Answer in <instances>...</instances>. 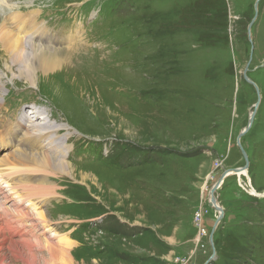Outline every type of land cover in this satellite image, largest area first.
<instances>
[{
	"label": "rangeland",
	"instance_id": "374dc122",
	"mask_svg": "<svg viewBox=\"0 0 264 264\" xmlns=\"http://www.w3.org/2000/svg\"><path fill=\"white\" fill-rule=\"evenodd\" d=\"M20 15L64 66L30 84L0 36V119L38 110L47 118L26 117L64 123L68 130L55 135L70 134L67 161L76 175L94 179L50 177L26 165L19 177L35 169L54 193L31 199L44 223L0 192L8 238L0 264H65L43 247L26 248L25 240L57 243V234L91 244L69 248L74 264H264V0H0V28L21 22ZM11 29L28 45V33ZM74 34L82 41L67 51L65 37ZM259 100L241 138L248 171L231 174L215 192L224 214L212 245L219 212L209 193L225 170L245 165L237 138ZM5 148L0 159L15 163L14 146ZM200 211L206 235L198 242ZM100 215L92 232L79 220ZM9 225L21 235L11 238Z\"/></svg>",
	"mask_w": 264,
	"mask_h": 264
},
{
	"label": "bare ground",
	"instance_id": "6f19581e",
	"mask_svg": "<svg viewBox=\"0 0 264 264\" xmlns=\"http://www.w3.org/2000/svg\"><path fill=\"white\" fill-rule=\"evenodd\" d=\"M16 17H20L21 22L12 23L9 25V28L6 27V29H4L2 25V28H0V36L3 38L5 50L9 52V55H12L10 58L14 61L19 62L20 65L25 66V69L23 68L24 70H21V77L23 76L28 83L36 85L41 77L47 78L52 74L57 73L59 70H62L65 58L57 56L55 52L51 53L52 51L45 52V48H43L42 46L43 36H40L39 38L36 37L37 26L34 25V22L32 21V23H29L27 17H21V15ZM17 25L20 26L18 29L16 28ZM11 28H13L15 32L21 29L25 33H28L26 35L25 43H28V45L36 44V46L32 48H26L28 45H25L24 43L23 45L25 46L22 47L20 45V42H22V38L20 36L13 35V32H10V30H12ZM30 34H34V39L29 38ZM65 38L68 42L67 51H70L75 44L82 41L81 36H76L75 34L68 35ZM24 48H26V50L30 49V51L33 53L32 58L29 56L31 53L24 51ZM24 55H26V58ZM67 57L69 56L67 55ZM33 113L37 115V118L39 117L40 119L47 118L48 116L44 111L40 112L36 110L30 112V114ZM30 114L26 115L30 116ZM26 115L17 118L15 121H10V119L3 121L0 119V151L5 150V147H8L10 144L11 146H14V149L10 152V154L7 153L6 155L9 154V158H12V160L15 162H10L8 158L0 159V192H9L11 194V197L19 203L18 209L20 211H23V207L25 206L27 207V209H31L34 211V218H36L38 221H43L44 223H46V216L43 214V212H40L38 210V205L31 199L34 198V195L36 193L38 194L39 198L43 197L44 195L51 196L54 193L55 186H50L51 184L44 185L42 181L47 175L42 174V177L38 179V177L36 176L40 175L41 173L36 172L35 169H33L34 172L31 171V177H19V174L22 172V170H26V165L40 166L42 168V172H46L50 177L58 173H69L74 177L80 175L83 180H86L90 177L94 179V177L88 172L84 171H81L79 175H76L77 167L67 161L68 152L71 149V146L69 145L70 143L68 144V138L70 134L67 133L66 138H61L59 132L58 135H55V131H60L63 128H66L68 130L67 126L64 123L62 125L54 122V124L56 123V125L50 127L53 122L50 124L46 123L47 121L49 122V120L46 119L47 121L45 122V124L47 125H43L42 123L41 125L40 123H37L38 121L36 122V119H33L32 117L27 118ZM56 139L58 140V143H56ZM47 153H52L55 157H51ZM242 173H245V170H243ZM32 178L33 180L38 179L36 181V188L31 183ZM26 202L28 204L25 205ZM4 211H6V209ZM1 212L2 209L0 207V236H3L0 239V251L2 249V245H5L8 242V238L5 235L3 228L1 227L4 224V219L1 218ZM15 214L13 216H15ZM21 216H27V212H21ZM10 222L12 223V221ZM7 230L9 231L11 238H14L17 235H21V230L19 229V227L14 228L9 225L7 226ZM57 236L59 237L56 239L57 243L50 242L51 239H49L48 242L45 241L44 244L38 240H25L27 242L29 241L28 243H26L28 244L26 248L29 251H33L34 248L38 247L40 249L43 247L47 250L51 259H53L52 262L74 264L75 261L72 258L73 253H69V248L72 247V245L75 243L74 239H71L69 237L66 238L64 234H57ZM10 243L11 248L12 245H14V247L16 246L14 240ZM39 243L42 246L39 245ZM17 248L18 251L21 250H19L20 247Z\"/></svg>",
	"mask_w": 264,
	"mask_h": 264
},
{
	"label": "water",
	"instance_id": "95a60500",
	"mask_svg": "<svg viewBox=\"0 0 264 264\" xmlns=\"http://www.w3.org/2000/svg\"><path fill=\"white\" fill-rule=\"evenodd\" d=\"M256 8H257V5H256ZM255 18H256V15H255V17L253 18L252 22H254ZM252 22H251V23H252ZM249 32H250V31H249ZM249 38L251 39L250 33H249ZM244 76H245V78H246L248 81H250L251 83H253V84L255 83L254 81H252V80L246 75V72H245ZM254 85H256V84H254ZM259 103H260V100L255 104V108H254V110L252 111V113L250 114L248 125L246 126V128H245L244 130H242V131L240 132V134H239V136H238V138H237V143H238V145H239V147H240V149H241V151H242V153H243V155H244V158H245V165H244V166H241V167L234 168V169L225 170V171L223 172V174L221 175L220 179H219V180L213 185V187L211 188L210 193H209V204H210L215 210H217V211L219 212V215H218V218H217V220H216V223H215V225H214V227H213V230H212V232H211V234H210V241H211L212 245H214V240H213V238H214V232H215V229H216L217 225L220 223L221 218H222V216H223V214H224V208L221 207V206L219 205V203H218V201H217V199H216V196H215V192H216V190H218V189L221 187V185L223 184V182H224V180L226 179V177L230 176L231 173H233V174L242 173L243 170H248V168H249V163H250V162H249V159H248L247 152H246V150L244 149V147H243L242 144H241V138H242L243 135L246 134V133L249 131V129L251 128L252 123H253V121H254V116H255V114H256V111H257V108H258ZM215 254H216V252H215V250H214V251H213V254H212L211 258H210V260H212V259L215 257ZM210 260H209V261H210Z\"/></svg>",
	"mask_w": 264,
	"mask_h": 264
},
{
	"label": "built area",
	"instance_id": "2783aa9c",
	"mask_svg": "<svg viewBox=\"0 0 264 264\" xmlns=\"http://www.w3.org/2000/svg\"><path fill=\"white\" fill-rule=\"evenodd\" d=\"M202 221H203V215L202 212H197L196 213V223L197 226H199V234L197 236V241L199 242L201 238L206 235V230L202 227Z\"/></svg>",
	"mask_w": 264,
	"mask_h": 264
},
{
	"label": "trees",
	"instance_id": "16d2710c",
	"mask_svg": "<svg viewBox=\"0 0 264 264\" xmlns=\"http://www.w3.org/2000/svg\"><path fill=\"white\" fill-rule=\"evenodd\" d=\"M249 77V76H248ZM250 78V77H249ZM93 229V227L89 224L88 225V230L89 231H91ZM92 232V231H91ZM76 238H78L77 236H75ZM78 239H80V238H78ZM92 247H90L88 244H87V246H84V247H82V248H80V249H82V250H89V249H91ZM101 252L102 253H106L107 251H106V249L105 248H103V249H101ZM121 255V254H120ZM120 255H119V257H120ZM80 258H87V256L86 257H80Z\"/></svg>",
	"mask_w": 264,
	"mask_h": 264
},
{
	"label": "crops",
	"instance_id": "0c3cea01",
	"mask_svg": "<svg viewBox=\"0 0 264 264\" xmlns=\"http://www.w3.org/2000/svg\"><path fill=\"white\" fill-rule=\"evenodd\" d=\"M76 241V240H75ZM72 248V250H73V247H71ZM75 249V248H74ZM73 252V251H72Z\"/></svg>",
	"mask_w": 264,
	"mask_h": 264
}]
</instances>
